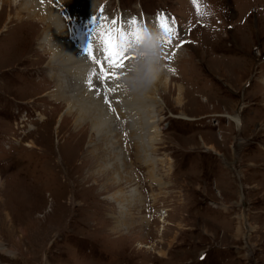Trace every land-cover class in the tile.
<instances>
[{
	"label": "rangeland",
	"instance_id": "rangeland-1",
	"mask_svg": "<svg viewBox=\"0 0 264 264\" xmlns=\"http://www.w3.org/2000/svg\"><path fill=\"white\" fill-rule=\"evenodd\" d=\"M121 1V12L117 0L0 6V264H264V0H203V16L190 0H139L152 15ZM38 3L54 10L45 23ZM169 6L194 21L179 55L164 54L163 104L131 96L124 68L110 108L85 49L102 57L93 41L113 20L159 29L153 12ZM58 49L84 62L62 63ZM155 125L153 167L137 145L151 147ZM111 150L128 184L114 180ZM134 187L142 204L129 202Z\"/></svg>",
	"mask_w": 264,
	"mask_h": 264
},
{
	"label": "snow or ice",
	"instance_id": "snow-or-ice-1",
	"mask_svg": "<svg viewBox=\"0 0 264 264\" xmlns=\"http://www.w3.org/2000/svg\"><path fill=\"white\" fill-rule=\"evenodd\" d=\"M193 4L196 7L198 16L206 14V5H203V0H193ZM92 22H97L95 17L92 18ZM157 26L162 34L164 44H171L174 38H178L174 18L169 21L167 17L159 16ZM101 27L103 28V26ZM145 32L146 28L138 24L135 19L129 21L127 27L123 25L118 26L116 20H113L100 33L99 43L100 51L103 53L102 57L97 58L93 54L91 43L85 49L86 55L99 67V70L94 71L93 75L100 81V84L97 86L90 82V87L97 89L98 95L103 94L105 103H108L110 108L112 101L108 98L109 93L115 92L120 87L119 84H116L115 87H110V84L118 81L121 75H123L118 69L127 67L128 64L125 61L130 62L135 58V54L131 51L132 46L142 41ZM167 58L171 59L170 56ZM111 110L115 111L114 108Z\"/></svg>",
	"mask_w": 264,
	"mask_h": 264
},
{
	"label": "bare ground",
	"instance_id": "bare-ground-1",
	"mask_svg": "<svg viewBox=\"0 0 264 264\" xmlns=\"http://www.w3.org/2000/svg\"><path fill=\"white\" fill-rule=\"evenodd\" d=\"M33 2V1H32ZM35 2V1H34ZM62 2H64V3H68L67 2V0H62ZM138 3L142 6V3H141V1H138ZM8 4V2H7V0H0V6L2 7V9L1 10H3L4 9V7L6 6ZM36 6V8H40L41 9V11L43 12V14L45 15V17L43 18V19H41L40 20V22L41 23H45V21L48 19V18H50L51 19V17L50 16H53L52 15V13L54 12V10L51 8L50 9V7H49V9H43V8H45L44 6H46V5H42L41 3L39 4L38 3V5H35ZM48 7V6H47ZM46 7V8H47ZM143 8V7H142ZM163 15V14H162ZM164 16V15H163ZM54 17H55V15H54ZM59 17V16H58ZM60 19V18H59ZM59 19H57V20H59ZM147 19V18H146ZM144 21V20H143ZM51 22V21H50ZM53 22V21H52ZM62 24H63V22H62ZM138 24H140V23H138ZM147 24V23H146ZM150 25H151V23H150ZM157 25V24H156ZM56 26V25H55ZM153 26V25H152ZM55 29V28H54ZM147 29H154V27H147ZM63 30V29H62ZM157 30H159V29H157ZM160 31V30H159ZM161 33V32H160ZM46 34V33H45ZM53 35V34H52ZM65 36V35H64ZM48 39V38H47ZM49 40V39H48ZM44 42V41H43ZM46 42V41H45ZM58 43V42H57ZM66 44V43H65ZM60 45V44H59ZM69 46V45H68ZM163 46H164V49H166V51H167V53H168V55L170 56V57H173L174 59L176 58V56H177V53H178V51H177V47L174 45V43H171V44H164L163 43ZM63 48V47H62ZM64 49V48H63ZM179 50V49H178ZM58 51V53H56L55 55H54V58L55 59H57V60H59V61H61L62 63H67V64H69L68 62H70V61H76V62H74L75 64H79V63H83L84 62V59L82 58V60H80L79 59V57L77 56V55H75L74 53H71V54H67L66 55V53L64 54V50H62L61 51V49H59V50H57ZM74 51V50H73ZM76 52V51H75ZM170 52V53H169ZM171 55H173V56H171ZM178 55H179V53H178ZM88 58V57H87ZM89 60V59H88ZM59 61H55V62H59ZM90 61V60H89ZM172 64L174 65V63L172 62ZM82 67H84V66H82ZM167 69L165 70V72L163 73V75L160 77V79L157 81V83L155 84V86L150 90V92H148L147 94H146V96L148 97V98H150V100L151 101H153L154 103H156V104H160L161 103V105L163 104V99H162V97H161V95H160V91H167L168 89H169V84H170V82H171V73L169 74V72L167 71L168 70V67H166ZM88 73V72H87ZM92 73V72H91ZM93 76V75H92ZM93 78V77H92ZM80 84H82V83H80ZM98 84V83H97ZM83 85V84H82ZM99 86V85H98ZM74 88V91H75V89H77L78 87L77 86H74L73 87ZM171 88V87H170ZM185 88H184V86L183 85H179L178 86V91H179V95H178V97H177V99H176V101L178 102V103H183L184 101H186L185 99L183 100L182 99V96H183V98L185 97V95L187 94V92H186V90H184ZM170 90V89H169ZM80 92H83L82 91V87L80 88ZM49 93H52V92H49ZM73 93H75V92H73ZM90 93V92H89ZM93 93V92H92ZM85 95V94H84ZM93 95V94H92ZM111 95V94H110ZM109 95V97L108 98H113V100H115V95H111L110 96ZM101 97V96H100ZM89 98V97H88ZM155 100V101H154ZM183 100V101H182ZM105 101V100H104ZM99 102V101H98ZM95 103V102H94ZM97 103V102H96ZM90 105V104H89ZM94 105V104H93ZM96 110H97V112H98V118L97 119H99V120H97L96 119V121L98 122H96L95 121V123H97V124H99L100 125V123H99V121H101L102 120V118H101V114L103 113V105L101 104V105H98L96 108L94 107V109H93V113L90 111V110H86V109H83V110H81V111H83L84 112V115H86V116H89L90 118L92 117L91 116V114H90V112L92 113V115H96ZM90 111V112H89ZM87 112V113H86ZM88 114V115H87ZM181 116H183L182 118H184V119H186V120H189V121H192L194 118H191V117H189V116H187V115H181ZM181 118V119H182ZM230 119H232V120H234V122H236V124H237V128H239V130H240V127H241V129H243V122H242V119H241V117L239 116V115H237V116H230ZM105 123H106V121H105ZM152 123H154V122H152ZM97 124H95V127H98L97 126ZM153 126V125H152ZM141 128H143V127H141ZM146 128V127H145ZM138 131V130H137ZM151 131H153V134L152 133H150V135L151 136H149L148 137V139L149 140H152V141H150V145H151V147H147L144 143H142L141 145H137V146H139V148H138V153L139 154H143L142 155V157H143V160L146 162V163H148L149 165H151V166H153L154 167V165H152V164H154V159L151 157V155L152 154H154V152H155V150L157 149V147H155L154 145H155V139H157L158 137H159V132H160V129H158V127L155 125L154 127H151ZM138 132H140V130L138 131ZM105 134H106V136L109 138V139H113L112 137H113V134H116V132H115V129H113V128H111L110 129V132H105ZM117 135V134H116ZM116 135H114V136H116ZM116 138H117V136H116ZM147 139V140H148ZM155 140V141H154ZM31 145V143L30 144H27V146H30ZM32 146V145H31ZM127 150V149H126ZM112 151V150H111ZM112 153L114 154V159H113V161H112V165L114 166V175H115V177L116 178H114V180H116V182L118 183V184H122L123 182H126L127 184H128V182L125 180V179H127V175H128V173H130V171H131V169H129L128 167H129V165L125 162V160H124V156H125V158H126V160L128 161V162H130L129 161V156H130V152H129V150H127V152L126 153H124V156H122L121 157V159H119L118 158V154L115 152V151H112ZM128 165V166H127ZM131 181H133V179H131ZM112 182H114V181H112ZM115 182V183H116ZM0 184H1V182H0ZM3 184V183H2ZM160 186H165V184H163V183H161V185ZM132 193L130 194V200H129V202H131V205H134L135 203V201H140L141 200V204L143 203V197H141V193H140V190H139V194H138V191H137V188L136 187H134V190H132L131 191ZM143 196V195H142ZM127 199H128V197H127ZM137 203V202H136ZM133 216V215H132ZM134 220V219H133ZM163 222L165 223V218H164V220H163ZM146 249H152V247H150V248H146Z\"/></svg>",
	"mask_w": 264,
	"mask_h": 264
},
{
	"label": "clouds",
	"instance_id": "clouds-1",
	"mask_svg": "<svg viewBox=\"0 0 264 264\" xmlns=\"http://www.w3.org/2000/svg\"><path fill=\"white\" fill-rule=\"evenodd\" d=\"M135 54L120 83L133 97L146 95L166 70L162 34L157 29H146L142 41L133 44Z\"/></svg>",
	"mask_w": 264,
	"mask_h": 264
},
{
	"label": "crops",
	"instance_id": "crops-1",
	"mask_svg": "<svg viewBox=\"0 0 264 264\" xmlns=\"http://www.w3.org/2000/svg\"><path fill=\"white\" fill-rule=\"evenodd\" d=\"M44 43H46V42H44ZM59 50V49H58ZM121 157H122V155L121 154H118V158L119 159H121ZM112 171H113V173H114V166L112 165ZM116 178V177H115Z\"/></svg>",
	"mask_w": 264,
	"mask_h": 264
}]
</instances>
